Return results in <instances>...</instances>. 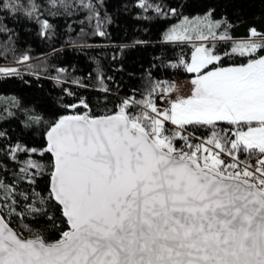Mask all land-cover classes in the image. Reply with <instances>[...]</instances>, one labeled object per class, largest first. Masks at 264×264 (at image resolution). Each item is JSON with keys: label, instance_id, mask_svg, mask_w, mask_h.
I'll return each instance as SVG.
<instances>
[{"label": "snow or ice", "instance_id": "1", "mask_svg": "<svg viewBox=\"0 0 264 264\" xmlns=\"http://www.w3.org/2000/svg\"><path fill=\"white\" fill-rule=\"evenodd\" d=\"M193 3L202 12L185 15ZM246 3L135 0L177 19L161 42L181 51L164 67L191 74L188 95L150 70L119 96L111 76L98 72L97 87L58 67L55 99L41 88L27 105L13 101L23 120L15 142L0 127V264H264V30L236 37L228 11ZM74 16L108 35L105 0H0V35L16 34L12 19L47 38L52 20ZM69 83L101 93L103 111Z\"/></svg>", "mask_w": 264, "mask_h": 264}, {"label": "trees", "instance_id": "2", "mask_svg": "<svg viewBox=\"0 0 264 264\" xmlns=\"http://www.w3.org/2000/svg\"><path fill=\"white\" fill-rule=\"evenodd\" d=\"M105 2L107 13L112 19V23L106 27L108 32L106 37L93 35L94 22L89 25L86 21L84 25H80L75 16L71 19L58 17L52 20L53 29L48 37L43 39L38 35V28L35 25L13 23L12 19H8L9 27H12L16 34L11 40L7 35H0V63L13 62L24 54L30 55L31 58L44 56L31 70L33 73H40L42 79L37 80L34 74L0 76V117L6 116L7 112L15 113L14 116L6 119L0 118V127L8 130L13 142L21 134L23 120L22 111L13 101L27 105L41 88L55 99L61 94V89L56 86L55 81L48 79L49 76L57 75L54 68H66L69 80L83 78L84 82L90 85H97L95 77L98 72H102L105 76L114 78V82H109L110 86L114 89L116 85L120 86L119 96L126 95L133 87L141 88L144 83L143 78L149 70L153 73V77L159 80L175 81L191 78V74L184 73L182 69L164 67L170 58L174 59L181 51L179 46L161 42L163 32L177 22L176 18L166 20L156 18L151 12L144 13L134 6L135 0H105ZM202 10L200 3H193L184 10V14L195 16ZM228 11L235 24L233 34L236 37L245 36L251 26L264 30V3L261 0H248L238 16L232 13L231 9ZM84 15L85 13H80V18L82 19ZM146 15L152 16V19H143ZM80 27H84V34L80 33ZM135 41L146 43L132 47ZM73 42L78 47L70 46ZM79 45L87 46L79 47ZM123 45L129 47L121 51ZM183 51L190 55L191 47L184 46ZM113 56H116V59H113ZM89 73H91L90 79ZM66 86L78 95L90 97L94 103L99 102L101 107L95 109L97 114L103 111L101 93L91 88H78L70 83ZM65 99L72 98L65 97ZM109 99L111 102L107 107L112 108L113 103L118 102L117 94L113 93ZM33 139L39 141V133H36ZM11 166L9 164V167Z\"/></svg>", "mask_w": 264, "mask_h": 264}, {"label": "rangeland", "instance_id": "3", "mask_svg": "<svg viewBox=\"0 0 264 264\" xmlns=\"http://www.w3.org/2000/svg\"><path fill=\"white\" fill-rule=\"evenodd\" d=\"M178 22V21H177ZM176 22V23H177ZM175 24V23H174ZM170 27V26H169ZM87 45H84V47H86ZM190 46V45H189ZM78 47V46H77ZM22 56V55H21ZM20 56V57H21ZM44 56H40V57H35V58H31L27 64H18L16 61L13 62H9V63H0V66L3 67H17L20 69V74H30L33 75L34 73L31 72V70L34 68L35 65H37L38 62H40L43 59ZM29 65H31L32 67H29ZM191 78H185V79H177L174 82L176 83V85L178 86V88L180 89V93L182 95H188L190 94V89H191V85L190 83H188V81Z\"/></svg>", "mask_w": 264, "mask_h": 264}]
</instances>
